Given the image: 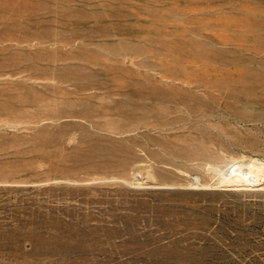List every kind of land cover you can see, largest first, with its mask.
Masks as SVG:
<instances>
[{
    "label": "rangeland",
    "instance_id": "374dc122",
    "mask_svg": "<svg viewBox=\"0 0 264 264\" xmlns=\"http://www.w3.org/2000/svg\"><path fill=\"white\" fill-rule=\"evenodd\" d=\"M0 264H264V0H0Z\"/></svg>",
    "mask_w": 264,
    "mask_h": 264
},
{
    "label": "bare ground",
    "instance_id": "6f19581e",
    "mask_svg": "<svg viewBox=\"0 0 264 264\" xmlns=\"http://www.w3.org/2000/svg\"><path fill=\"white\" fill-rule=\"evenodd\" d=\"M261 174V173H260ZM263 177V176H262Z\"/></svg>",
    "mask_w": 264,
    "mask_h": 264
}]
</instances>
